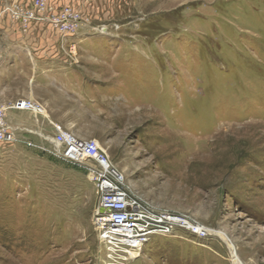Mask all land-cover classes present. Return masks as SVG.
Wrapping results in <instances>:
<instances>
[{
  "label": "rangeland",
  "instance_id": "rangeland-1",
  "mask_svg": "<svg viewBox=\"0 0 264 264\" xmlns=\"http://www.w3.org/2000/svg\"><path fill=\"white\" fill-rule=\"evenodd\" d=\"M46 1L88 21L61 43L102 79L70 101L76 136L217 234L153 238L129 264H233L230 244L264 264V0ZM24 119L33 130L11 115L18 140L0 144V264H107L89 175L52 155L45 119Z\"/></svg>",
  "mask_w": 264,
  "mask_h": 264
},
{
  "label": "built area",
  "instance_id": "built-area-1",
  "mask_svg": "<svg viewBox=\"0 0 264 264\" xmlns=\"http://www.w3.org/2000/svg\"><path fill=\"white\" fill-rule=\"evenodd\" d=\"M2 14L24 28L33 24L49 25L62 38L78 34L88 23L72 7L52 11L46 0L15 2L6 6ZM9 111H25L36 120H47L53 131L50 137L54 145L52 155L89 175L99 200L94 225L99 242L105 248L107 264H129L136 255L143 253L153 238L186 237L207 242L217 236L214 229L196 217L166 211L134 191L99 141L78 138L63 125L50 122L44 106L38 102L26 100L0 107V144L18 140V130L7 122Z\"/></svg>",
  "mask_w": 264,
  "mask_h": 264
},
{
  "label": "crops",
  "instance_id": "crops-1",
  "mask_svg": "<svg viewBox=\"0 0 264 264\" xmlns=\"http://www.w3.org/2000/svg\"><path fill=\"white\" fill-rule=\"evenodd\" d=\"M19 1L22 0H0V107L26 100L38 102L44 106L50 122L61 124L76 135L78 128L71 112L77 111V107L70 101L88 91L91 102L101 75L86 64L73 62L68 47L61 43L62 37L51 26L33 24L24 28L2 14L6 6ZM11 115L16 117L19 128L33 130L24 119L34 118L31 113L9 111L7 122L12 127ZM48 128L53 135L49 123Z\"/></svg>",
  "mask_w": 264,
  "mask_h": 264
},
{
  "label": "bare ground",
  "instance_id": "bare-ground-1",
  "mask_svg": "<svg viewBox=\"0 0 264 264\" xmlns=\"http://www.w3.org/2000/svg\"><path fill=\"white\" fill-rule=\"evenodd\" d=\"M42 135V134H41ZM218 234H220V233H218ZM221 236L223 235V234H220ZM224 238H226V237H224ZM230 248H231V254H232V258H233V264H244L242 261H241V259L240 258H238V255H237V253H236V249H235V247L233 246V245H231L230 244ZM141 257V255H136L135 256V258H140Z\"/></svg>",
  "mask_w": 264,
  "mask_h": 264
}]
</instances>
